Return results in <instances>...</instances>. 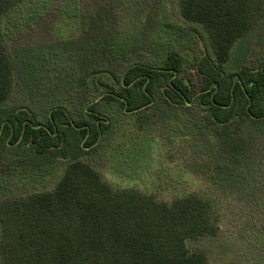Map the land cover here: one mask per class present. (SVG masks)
I'll list each match as a JSON object with an SVG mask.
<instances>
[{
  "label": "rangeland",
  "instance_id": "rangeland-1",
  "mask_svg": "<svg viewBox=\"0 0 264 264\" xmlns=\"http://www.w3.org/2000/svg\"><path fill=\"white\" fill-rule=\"evenodd\" d=\"M162 18L172 50L184 65L195 60L204 48L201 31L181 20L177 0H28L1 20L14 73L5 107L44 120L60 105L80 118L99 97L95 72L156 65L170 50L163 49ZM263 64L264 17L235 43L227 68ZM118 116L112 135L81 158L113 189L135 188L168 202L190 192L209 199L218 232L187 238L186 247L204 251L208 264H264V120L215 124L196 104L173 105L158 91L141 121L131 112ZM11 160L1 149L0 204L51 189L64 167L60 161L22 180Z\"/></svg>",
  "mask_w": 264,
  "mask_h": 264
},
{
  "label": "trees",
  "instance_id": "trees-1",
  "mask_svg": "<svg viewBox=\"0 0 264 264\" xmlns=\"http://www.w3.org/2000/svg\"><path fill=\"white\" fill-rule=\"evenodd\" d=\"M27 1L0 0V150L9 149L22 180L60 161L64 167L51 189L0 204L1 264H208L204 251H190L185 241L218 232L209 199L190 192L168 202L135 188L113 189L81 157L112 135L119 114L141 121L155 91L173 105L196 104L215 124L264 120V64L227 68L235 43L264 17V0H177L181 20L201 31L204 48L195 60L184 65L172 50V31L162 28L169 21L162 18L163 49L170 50L158 64L99 69V97L82 108L83 116L74 119L58 105L44 120L5 107L14 73L1 20Z\"/></svg>",
  "mask_w": 264,
  "mask_h": 264
},
{
  "label": "water",
  "instance_id": "water-1",
  "mask_svg": "<svg viewBox=\"0 0 264 264\" xmlns=\"http://www.w3.org/2000/svg\"><path fill=\"white\" fill-rule=\"evenodd\" d=\"M236 80H237V78H235V79H234V82H235ZM214 86H217V85H216V84H214ZM188 103H190V102H188Z\"/></svg>",
  "mask_w": 264,
  "mask_h": 264
}]
</instances>
